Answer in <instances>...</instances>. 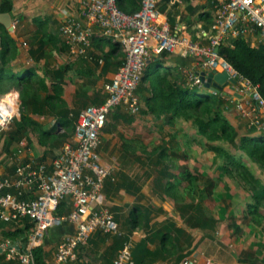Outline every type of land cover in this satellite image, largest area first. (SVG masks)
<instances>
[{"label":"built area","instance_id":"1","mask_svg":"<svg viewBox=\"0 0 264 264\" xmlns=\"http://www.w3.org/2000/svg\"><path fill=\"white\" fill-rule=\"evenodd\" d=\"M212 2L216 3V19L209 32L197 36L184 26L171 24L161 0H140V10L132 14L123 10L118 0H81L80 15L67 17L61 34L73 59L86 58L97 35L119 43L125 59L112 82L105 86L106 101L80 113L73 140L64 144L51 162L18 163L13 175L0 178V221L33 224L23 243L3 245L9 248L7 261L36 264L35 251L44 246L46 232L53 226L77 225L76 232L65 236L58 246L59 264L76 262L78 249L88 246L97 232L123 235L104 194L106 182L117 178L115 167L102 160L101 134L117 107L124 106L135 116L141 114L139 87L150 62L173 54L194 58L199 70L186 74L191 84L200 88L205 87L202 73L208 77L214 71L227 72L237 83H229L227 92L212 91L223 93L227 106L249 121V127L264 131V99L258 87L219 55V47L236 38H245L254 47L264 43V0ZM20 115L18 95H1L0 133ZM67 199L72 201L73 209L58 216ZM133 248L131 239L127 240L114 264H135ZM181 264H198V260L187 258ZM205 264L218 263L208 259Z\"/></svg>","mask_w":264,"mask_h":264},{"label":"crops","instance_id":"2","mask_svg":"<svg viewBox=\"0 0 264 264\" xmlns=\"http://www.w3.org/2000/svg\"><path fill=\"white\" fill-rule=\"evenodd\" d=\"M81 0H11L12 10L9 13L1 12L0 0V53L4 49V59L7 60V73L13 75H28L32 80L45 82L47 90L38 92L39 99H46L53 94L54 84L61 83L63 87L62 98L66 108L70 112L69 117L75 120V126L80 113L89 106H99L107 99L105 86L112 82L114 76L122 66L125 53L122 48L112 50L108 41L97 35L94 45L86 58L73 59L61 34V27L68 16L80 15ZM177 1V0H176ZM174 0L171 4H174ZM168 6H170L168 4ZM170 8L166 9L169 19ZM179 20V19H178ZM171 22V21H170ZM172 24V23H171ZM176 24L186 27L189 32L197 36L202 31L194 34L197 28H189L187 24L176 21ZM175 24V25H176ZM198 25V24H197ZM201 24H199L200 27ZM10 34V41L4 44L2 37L5 32ZM257 40H255L256 42ZM260 41V40H259ZM254 42V43H255ZM258 42V41H257ZM259 43V42H258ZM257 44V43H256ZM4 46V47H3ZM165 66L169 71L179 68L185 72L198 71L194 58H184L178 55H165ZM121 64V65H120ZM65 71L60 78L51 75ZM49 72L51 75H48ZM228 86H224L227 92ZM1 96V95H0ZM19 100V99H18ZM47 113H28L34 121L38 122L45 130L53 131L52 137H31V147L20 153L19 163L36 160L38 162H51L61 151L66 142L61 146L53 144L56 137L66 133L70 127L61 125L56 116L59 108L46 109ZM21 114V112H20ZM21 117V115H20ZM164 117L158 118L152 114L142 101V112L139 116L130 114L124 106H119L109 116L101 139V156L104 163L115 167L116 181L108 180L104 187L106 202L119 225L122 233L130 237L134 247L147 240V248L156 256L148 255L146 264H181L184 256L197 247L196 230L202 235H210L215 231H204L191 226L188 214H183L175 208L176 203L172 199V193L178 188L176 184L182 182L180 172L172 169V163L159 156L149 158L143 155V147L156 145L158 131ZM54 127V129H52ZM39 128V127H38ZM36 128V130L38 129ZM162 164L169 165L166 178H161L159 171ZM158 169V172H156ZM0 170V178L13 175L11 170L3 174ZM172 186H174L172 188ZM73 209L70 199L62 202L58 216H63ZM251 213V212H249ZM220 224L219 220L214 217ZM233 224V222H231ZM244 219L236 218L233 230L245 232V248L250 245L248 238L261 237L258 231H253L252 223L247 227ZM247 225L249 223L247 222ZM7 224L6 232L24 230L23 225ZM76 224H62L53 226L46 232L44 250L47 264H59L56 259L58 246L61 240L74 234ZM4 231V230H3ZM30 230L18 241H7L21 244L26 240ZM250 236V237H249ZM227 239V238H226ZM226 239H224L226 241ZM224 240L212 241L223 252H236L235 260L240 264H254V257L245 258L237 250L227 247ZM1 243L0 247L8 244ZM213 243V244H214ZM121 248V240L116 236H104L95 234L86 247L78 249V260L69 264H113L118 251ZM0 254L7 256L9 248ZM205 246L199 248L195 259L199 255L218 264H230L227 258H222L205 250ZM245 250V249H244ZM222 252V253H223ZM183 258V259H182ZM186 258V257H185ZM199 262V259H197ZM1 264H16L7 261L6 257ZM200 264V263H199Z\"/></svg>","mask_w":264,"mask_h":264},{"label":"rangeland","instance_id":"3","mask_svg":"<svg viewBox=\"0 0 264 264\" xmlns=\"http://www.w3.org/2000/svg\"><path fill=\"white\" fill-rule=\"evenodd\" d=\"M171 1L170 6H167V1L161 0V7L170 8L169 12L173 20L181 21L191 29L197 26L193 31L194 34L202 29L209 30L216 19V3L212 0H174V4H171ZM199 24H201L200 27ZM186 114L188 117L178 119L164 117L156 137L157 146L153 144L143 147V155L149 158L162 155V158L172 163V169H176L177 172L188 171L195 178L192 181L186 178L182 182L179 181L176 184L178 188L172 193V199L176 203L175 208L184 204L202 202L205 213L219 220L220 224L216 233L202 235L201 231L196 230L198 251L200 247L205 246V250L213 253L216 258L220 255L222 258H227L230 264H240L233 256L235 251L223 252L219 246L211 242V240L220 242L227 238L224 244L231 250H237L250 260L254 257V264H264V169L253 163L238 149L241 138L249 131L246 121L238 116L235 109L226 107L225 117L238 132L236 143L233 145L230 139L212 141L201 133L198 122L205 121L208 117L200 111L190 110ZM16 130L14 122L9 129L0 133V170H5L3 174L11 173L13 166L19 163L20 153L29 150L31 137H39V129L36 130L34 126L28 128L26 135L19 137L13 135ZM74 130L72 127L60 135L63 136L61 146L73 140ZM54 142L56 141H53V144ZM214 147L226 148L233 153L237 160H240L239 166L226 169L228 162L213 151ZM164 148L169 152L172 151L171 154H178L179 157H173L167 153L163 155ZM249 203L256 205L252 213H249L246 208ZM236 218L244 219L246 232L247 227L254 225L253 231L261 234V237L248 238L250 245L246 248L243 239L245 232L233 230L236 228H233ZM6 227L7 224L0 222V244L5 240L3 230L5 231ZM217 259V262L222 261L220 258Z\"/></svg>","mask_w":264,"mask_h":264},{"label":"trees","instance_id":"4","mask_svg":"<svg viewBox=\"0 0 264 264\" xmlns=\"http://www.w3.org/2000/svg\"><path fill=\"white\" fill-rule=\"evenodd\" d=\"M166 1V5L168 6L170 0ZM118 2L123 10L131 14L138 12L141 8L140 0H118ZM11 10V0H2L1 12L9 13ZM162 10L165 11L166 7H162ZM208 18H210V16ZM170 21L173 25L176 24V21L173 20L172 17H170ZM2 39L4 44L10 41V34L8 31L5 32ZM107 45H110L112 50L119 51L122 48L119 43L115 42H108ZM4 54V49H2L0 53V95L9 93L18 95L21 112V118L15 120L17 130L13 135H16V137L26 135L28 128L34 126L35 128L39 127L38 129H40V136L42 138H51L53 131L45 130L41 124L34 121L33 118L29 116L30 114H27V112L45 114L47 113V108L50 111L59 108L60 111L56 116L61 125L70 128L74 127L75 129V120L69 117L70 112L66 108L62 98V84L60 82L54 84L53 94L49 95L45 100L39 99L37 97L38 92L47 90L45 82L32 80L30 74H8L6 69L7 60L4 59ZM219 55L229 62L236 71L247 78L254 86L258 87L259 93L264 99V43L254 47L249 40L245 38H236L227 45H221L219 47ZM64 73L65 71H61L51 75L47 72L48 75L52 77L56 76L57 78L62 77ZM139 94L141 100L146 103L148 110L156 117L178 119L184 116L188 117V114H186L187 111H200L204 116L208 117L207 120H200L198 122L202 134L212 141L230 139L233 145L236 143L238 132L225 117L227 102L223 93L215 94L211 89L193 86L189 76L183 69L179 68L176 71H169L165 66V60L162 59L150 62L139 87ZM245 121L249 127V121ZM62 137L63 136L56 137L55 139L57 140L54 139V141H56L54 145H61L63 142L61 141ZM212 149L228 162L225 166L226 169L239 166L240 160H237V157L226 148L214 147ZM238 149L240 152L246 154L253 163L264 169V131H259L255 127H249L248 134L241 138ZM162 153L163 155L167 153L173 155V157H179L178 154H171L172 151L169 152L166 148L162 149ZM159 157L162 158V155ZM16 166H13V172L16 170ZM240 166L243 167L242 165ZM160 168L159 174L161 178H166L168 175H171L169 172V165L162 164ZM180 175L189 181L195 179L188 171H181ZM173 187L174 186H172V188ZM212 187H214V185ZM255 207L256 205L253 203H249V205L246 206L251 213L254 212ZM179 209L183 214L190 213L188 220L191 226L195 228L204 231H215L218 227V221L205 213L202 202L184 204ZM2 224L8 223L2 222ZM10 225L18 227L15 223H10ZM32 226L33 224L27 221L24 230L18 229L14 232L3 231V236L5 237L3 243L7 241H18L25 236V232L30 230ZM98 233L106 237L116 236L120 238L121 248L127 240H130V237L124 233L122 236L104 234L102 232H97L96 234ZM197 253L198 250L196 248L194 251L186 254L184 259L182 258L183 260L181 263L187 258H195L194 256ZM156 254L157 252L154 253L148 250L147 240L133 248L135 264H146L145 258L148 255L156 256ZM5 257V254H0V264L4 261ZM35 257L36 264H47L46 253L43 247L35 251ZM197 259H199L198 264H205L208 260L203 255H199Z\"/></svg>","mask_w":264,"mask_h":264},{"label":"water","instance_id":"5","mask_svg":"<svg viewBox=\"0 0 264 264\" xmlns=\"http://www.w3.org/2000/svg\"><path fill=\"white\" fill-rule=\"evenodd\" d=\"M201 81L204 83L205 88L211 89L215 92H222L224 86H228L229 83L236 84V80L230 79V76L227 72H217L214 71L206 77V73L200 75ZM4 249L0 247V253Z\"/></svg>","mask_w":264,"mask_h":264}]
</instances>
